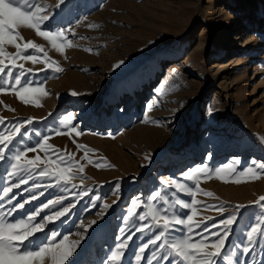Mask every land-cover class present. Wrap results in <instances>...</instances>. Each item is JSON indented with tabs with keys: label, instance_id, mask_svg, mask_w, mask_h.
<instances>
[{
	"label": "rangeland",
	"instance_id": "374dc122",
	"mask_svg": "<svg viewBox=\"0 0 264 264\" xmlns=\"http://www.w3.org/2000/svg\"><path fill=\"white\" fill-rule=\"evenodd\" d=\"M41 3L51 5L52 31L71 28L76 34H67L74 46L61 54L35 30L19 29L24 39L18 43L32 41L43 46L64 71L54 73L48 63L19 61L33 69L23 79L43 87L48 95L31 98L38 100L37 107L24 104L8 87L0 91V118L23 121L33 133L24 138L21 149L37 143L40 137L36 132L49 135V144L66 156L73 154L75 161L84 165L87 179L83 184L79 178L73 180L77 188L68 193L59 187L36 189V194L43 191L44 195L18 209L17 217L49 199L65 196L57 208L70 202L76 206L61 218L64 223L54 221L45 228L46 232L67 234L70 242L79 241L65 264H109L110 252L123 235L120 229L126 228L124 219L132 199L138 197L143 202L139 213L149 205L163 207L159 199H150L156 191L173 205L177 197L187 201L188 195L165 187V183L175 179L190 185L183 174L197 165L213 169L234 165L237 173H226L225 179L249 182L225 183L213 176L202 180L200 187L214 193L216 199L202 194L196 199L224 204L228 212L236 205L246 206L240 210V227L226 241L225 258L219 264L237 257L240 264H264V240L250 254H240L247 243L250 214H259L255 202L264 196V179L253 181L239 175L240 170L264 164L260 140L264 137V0H74L76 9L70 17L56 7L58 0ZM5 49L12 54L17 51L10 45ZM34 54L42 57V53ZM73 91L78 95L72 96ZM150 103L151 110L147 107ZM70 113L75 119L69 123L82 135L56 136L53 130ZM77 144L86 145L91 150L88 159L102 161V166L85 161L84 150L77 149ZM37 154L44 158L43 151L27 156L35 158ZM7 167L0 162V187L7 183ZM73 171L79 177L78 170ZM40 182L50 181L41 178ZM35 183L14 189L17 201L29 198L27 189ZM81 188L89 195L78 197ZM95 196L103 199L92 203ZM0 206H5L4 200ZM52 211L45 209L41 217ZM221 218L218 211L209 209L198 212L195 219L212 224ZM179 227L173 237H183ZM151 235L154 232L133 233L123 264H136L133 253ZM37 237L43 240L44 235L37 233ZM145 257H149L147 264H157L148 250ZM159 264L178 262L171 258Z\"/></svg>",
	"mask_w": 264,
	"mask_h": 264
},
{
	"label": "snow or ice",
	"instance_id": "6c2138e0",
	"mask_svg": "<svg viewBox=\"0 0 264 264\" xmlns=\"http://www.w3.org/2000/svg\"><path fill=\"white\" fill-rule=\"evenodd\" d=\"M57 8H61L62 12H66L70 17L74 14L76 5L74 0H58ZM51 5L41 3V0H0V91H7L8 87L15 92L17 97L24 104H34L39 107L37 99H31L37 94L45 92L43 87L33 86L23 78L33 71L26 69L23 63L19 61H31L33 65L38 63H48L54 73L64 71L55 60H51L48 52L43 46L32 41L18 43L23 41L19 29L27 28L35 30L38 36L49 41L51 46L57 52L63 54L66 47H73V41L68 39L67 34L75 36L76 34L71 28H57L56 31L51 30L50 13ZM48 22V23H46ZM90 27L97 28L98 25ZM5 45L14 46L17 51L15 54L9 53L5 49ZM42 53V57L29 52ZM91 52V49H86ZM122 61L116 65L120 67ZM55 65V67H52ZM15 72V75H14ZM7 86V87H6ZM72 96L78 93L73 91ZM151 110L153 105H147ZM14 111V109H9ZM75 119V114H68L66 119L60 122V127L54 129L56 136L70 135L75 133L76 136L82 135L74 124L69 121ZM28 124L32 120L27 121ZM24 129L22 132L21 130ZM33 135L26 127L23 121L11 122L0 118V162L7 164L5 179L7 183L0 187V200L5 201V206H0V264H65L69 257L73 255L79 241H69L67 234H61L55 230L45 231L46 224L60 221L62 217H67L72 208L76 205L70 202L68 205L57 208V205H63L65 196H58L49 199L31 212L25 211L21 216L16 215L17 210L25 209L26 204H30L33 200H38L44 195L41 191L36 194V189L42 187H59L61 192L68 193L72 189H76L77 185L72 183L73 180L79 178L81 184L87 179L84 173V165L75 161L74 155L65 153L55 149L49 144V135H42L36 132L35 135L40 137L34 146L21 149L19 145L25 137L31 138ZM17 137L19 139H17ZM264 144V137L260 138ZM75 143V140L73 141ZM77 149L84 150L83 159L88 163H95L96 167L102 166V161L93 162L88 159V153L91 151L86 145L77 144ZM7 150V155L5 153ZM44 152L42 159L39 154L35 158H28L27 153ZM148 159V157H146ZM211 160L212 157L208 156ZM255 163V162H254ZM41 165H44L41 167ZM112 167L111 165H108ZM73 169H77L80 173L79 177L74 173ZM235 175L237 169L234 165H226L220 168H210L208 165H197L188 169L183 177L189 184L180 183L172 179L165 183V187H173L176 192H183L189 196L187 201L175 198L173 205L166 195H162L160 191H156L150 199L156 201L159 199L163 207L148 206L147 211L139 213L137 210L144 207L143 202L139 198L130 201L131 206L127 209L124 224L126 228H121L123 234L120 237L119 244L110 252L109 264H123L126 250L129 248V241L135 231L140 233L154 232L143 244L137 247L133 253L136 264H140L142 260L147 264L149 257H145V252H150V257L157 261L175 258L178 264H219L221 259L225 258L226 241L234 234L236 227H240V221L243 219L241 209L245 205H236L231 212H228L224 204H207L196 199L197 194L205 197L216 199L214 193L205 191L200 187L202 180L211 179L215 176L217 179L225 183L228 182H249L240 180H226L225 174ZM239 175L249 176L251 180L264 179V164L261 168L251 167L246 170H240ZM41 178L50 181L49 183H41ZM36 181L33 187L27 189L31 193L29 198L23 201H17L14 189H19L21 185H27L30 181ZM119 194V190H116ZM80 196H88L87 189L81 188L76 194ZM103 199L95 196L91 201ZM264 196L259 197L255 202V206L259 209V214H250V226L245 233L247 243L242 247L241 255L250 254L257 243L264 240ZM6 205H11L7 207ZM199 207H195V206ZM178 206L179 211H176ZM108 205H105L107 208ZM45 209L53 210L51 214L41 217V212ZM214 209L219 212L221 219L215 220L212 224H208L205 219L203 222L196 221L198 212ZM187 210V212H185ZM181 213H185L181 215ZM227 213V215H225ZM40 217V220H37ZM139 222H148L137 223ZM92 223H95L94 221ZM135 225V229L132 228ZM183 233L182 238L172 236L174 231ZM85 232L87 228L84 224H80ZM199 230L198 232L196 230ZM37 233L44 235L43 240L37 237ZM80 235V233H77ZM75 264V262H73ZM227 264H240L239 257L235 260L228 259Z\"/></svg>",
	"mask_w": 264,
	"mask_h": 264
},
{
	"label": "bare ground",
	"instance_id": "6f19581e",
	"mask_svg": "<svg viewBox=\"0 0 264 264\" xmlns=\"http://www.w3.org/2000/svg\"><path fill=\"white\" fill-rule=\"evenodd\" d=\"M240 38L238 37V40H239Z\"/></svg>",
	"mask_w": 264,
	"mask_h": 264
}]
</instances>
